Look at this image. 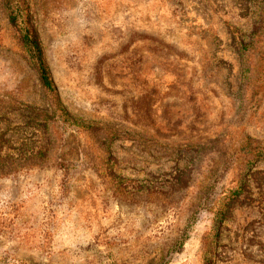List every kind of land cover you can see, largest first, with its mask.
Instances as JSON below:
<instances>
[{"label":"rangeland","instance_id":"obj_1","mask_svg":"<svg viewBox=\"0 0 264 264\" xmlns=\"http://www.w3.org/2000/svg\"><path fill=\"white\" fill-rule=\"evenodd\" d=\"M22 1L55 90L0 0V264H264V0Z\"/></svg>","mask_w":264,"mask_h":264},{"label":"trees","instance_id":"obj_2","mask_svg":"<svg viewBox=\"0 0 264 264\" xmlns=\"http://www.w3.org/2000/svg\"><path fill=\"white\" fill-rule=\"evenodd\" d=\"M10 21L17 28L20 39L26 48L30 63L39 73L43 87L54 92L55 85L44 58L39 32L33 22L28 4L22 0H10ZM242 188L235 189L232 196H239Z\"/></svg>","mask_w":264,"mask_h":264}]
</instances>
